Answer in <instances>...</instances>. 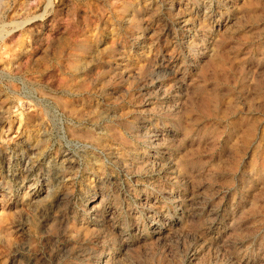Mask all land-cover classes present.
<instances>
[{"label": "rangeland", "instance_id": "1", "mask_svg": "<svg viewBox=\"0 0 264 264\" xmlns=\"http://www.w3.org/2000/svg\"><path fill=\"white\" fill-rule=\"evenodd\" d=\"M0 264H264V0H0Z\"/></svg>", "mask_w": 264, "mask_h": 264}]
</instances>
